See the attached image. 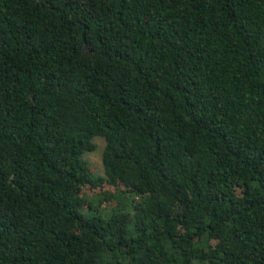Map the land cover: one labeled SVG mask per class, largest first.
<instances>
[{"label":"trees","instance_id":"16d2710c","mask_svg":"<svg viewBox=\"0 0 264 264\" xmlns=\"http://www.w3.org/2000/svg\"><path fill=\"white\" fill-rule=\"evenodd\" d=\"M0 264H264V0H0Z\"/></svg>","mask_w":264,"mask_h":264},{"label":"rangeland","instance_id":"374dc122","mask_svg":"<svg viewBox=\"0 0 264 264\" xmlns=\"http://www.w3.org/2000/svg\"><path fill=\"white\" fill-rule=\"evenodd\" d=\"M96 139H98V138H96ZM98 154H99V150L96 153H93V155L90 157V159L92 160V163H93L94 167H97V168L99 167V164H98V162H99V160H98Z\"/></svg>","mask_w":264,"mask_h":264}]
</instances>
